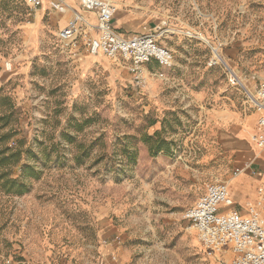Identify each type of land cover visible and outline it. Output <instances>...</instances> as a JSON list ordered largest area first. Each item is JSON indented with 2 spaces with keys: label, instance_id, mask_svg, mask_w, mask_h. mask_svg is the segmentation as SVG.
Segmentation results:
<instances>
[{
  "label": "rangeland",
  "instance_id": "1",
  "mask_svg": "<svg viewBox=\"0 0 264 264\" xmlns=\"http://www.w3.org/2000/svg\"><path fill=\"white\" fill-rule=\"evenodd\" d=\"M111 1L116 19L137 20L133 33L114 24L126 36L165 24L158 42L174 66L145 63V88L128 62L66 50L63 27H22L24 0H0V159L10 149L0 264H98L105 254L119 264H229L232 254L206 248L184 214L207 184L229 186L249 162L234 121L255 112L249 96L264 82V0ZM76 5L68 21L80 13L97 23ZM256 150L260 170L243 171L259 191L247 213L264 216Z\"/></svg>",
  "mask_w": 264,
  "mask_h": 264
},
{
  "label": "built area",
  "instance_id": "2",
  "mask_svg": "<svg viewBox=\"0 0 264 264\" xmlns=\"http://www.w3.org/2000/svg\"><path fill=\"white\" fill-rule=\"evenodd\" d=\"M24 1L30 8H39L45 0ZM48 1L50 7L58 12L65 13L70 9L66 0ZM77 1L83 9L96 14L97 23L93 25L80 13H74L59 32L64 49L73 53L80 50L90 55L102 53L110 58H121L130 64V69L136 73L137 84L143 88L147 84L142 75L145 63L155 60L165 69L174 66L173 51L158 42V35L167 32L160 30L165 24L155 29L144 26L142 34L126 36L114 26L117 8L111 0ZM90 29H95L97 35L93 36ZM216 62L213 60V64ZM6 67L11 70L12 64L7 63ZM158 75L164 77L163 72ZM249 100L258 113L257 134L252 136V141L259 148H264V82L256 86L255 95L249 96ZM245 170H251V163L238 167L235 175ZM249 211L245 216L236 210L228 184L216 181L205 186L204 192L185 211L184 217L191 222L206 248L220 255L232 254L229 264H264V216L257 213L254 207H250Z\"/></svg>",
  "mask_w": 264,
  "mask_h": 264
},
{
  "label": "crops",
  "instance_id": "3",
  "mask_svg": "<svg viewBox=\"0 0 264 264\" xmlns=\"http://www.w3.org/2000/svg\"><path fill=\"white\" fill-rule=\"evenodd\" d=\"M25 2V1H24ZM70 6V10L74 11L77 9V0H66ZM26 4V3H25ZM27 5V4H26ZM28 6V5H27ZM29 7V6H28ZM75 8V9H74ZM28 21H26L22 27H65L68 24L69 13H61L50 7L49 1L45 0L43 5L39 8H30ZM79 10V9H77ZM85 10V9H84ZM89 20L94 21L97 16L92 11L85 10L83 12ZM83 15V14H81ZM136 18L133 13L125 12L122 16L117 19L114 18V24H117L118 28L124 33L136 32ZM62 28V29H63ZM97 33V32H96ZM97 35V34H96ZM257 119L258 113L252 112L244 116H236L234 121V136L236 138L235 147L242 154V157L247 158L251 163V170H260V164L256 163L255 160L259 159L257 152V145L252 141V136L257 134ZM245 162V161H244ZM230 186L234 188L236 192V203L243 206L240 213L248 216L247 207L256 202L259 198V191L257 190V179L252 173L246 171L238 174L230 181ZM228 184V183H227ZM108 256L110 254L102 255L98 264H119L116 259L112 261Z\"/></svg>",
  "mask_w": 264,
  "mask_h": 264
},
{
  "label": "trees",
  "instance_id": "4",
  "mask_svg": "<svg viewBox=\"0 0 264 264\" xmlns=\"http://www.w3.org/2000/svg\"><path fill=\"white\" fill-rule=\"evenodd\" d=\"M7 98V97H6ZM163 143H166L165 141H163V140H161L160 142H159V144H163ZM161 149V147L160 146H158V149L157 150H160ZM6 150L8 151V150H10V149H5V151H3V153L2 154H4L3 155V157H2V159H0V166H1V164H3V163H5V159H6V157H7V155H5V153H6ZM15 183V182H14ZM24 192H26V187H25V185H23V184H18V190H16V193H18V194H22V193H24Z\"/></svg>",
  "mask_w": 264,
  "mask_h": 264
},
{
  "label": "bare ground",
  "instance_id": "5",
  "mask_svg": "<svg viewBox=\"0 0 264 264\" xmlns=\"http://www.w3.org/2000/svg\"><path fill=\"white\" fill-rule=\"evenodd\" d=\"M69 10V9H68ZM68 10L65 12V13H67L68 12ZM215 53H217V50H215ZM219 57V56H218ZM257 213H259L260 214V212H259V210H257Z\"/></svg>",
  "mask_w": 264,
  "mask_h": 264
}]
</instances>
